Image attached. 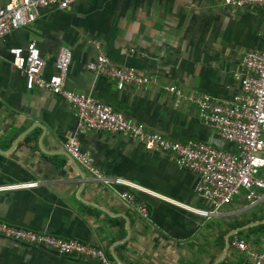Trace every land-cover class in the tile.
Instances as JSON below:
<instances>
[{"label": "crops", "instance_id": "obj_1", "mask_svg": "<svg viewBox=\"0 0 264 264\" xmlns=\"http://www.w3.org/2000/svg\"><path fill=\"white\" fill-rule=\"evenodd\" d=\"M262 28L258 8L218 0H79L64 10L39 9L30 25L0 38V221L96 246L109 264H250L233 242L264 247L259 206L239 195L212 210L194 190L198 176L169 155L116 133L78 131L73 109L60 97L24 88L9 50L33 40L47 77L64 45L71 52L64 88L109 104L145 131L233 151L197 118L191 102L165 87L183 96L230 98L239 91L242 55L261 49ZM98 51L153 83L116 90L85 68ZM72 135L104 175L152 192L134 191L147 218L120 198L128 187L93 180L68 156L63 143ZM27 182L34 185L16 186ZM0 264L98 262L0 236Z\"/></svg>", "mask_w": 264, "mask_h": 264}, {"label": "built area", "instance_id": "obj_2", "mask_svg": "<svg viewBox=\"0 0 264 264\" xmlns=\"http://www.w3.org/2000/svg\"><path fill=\"white\" fill-rule=\"evenodd\" d=\"M77 1L79 0H8L0 5V38L13 30L30 25L41 8L64 10ZM218 1L224 6L256 7L263 21L261 49L245 52L239 62L235 74L239 84L238 93L222 99L206 93L183 96L173 86H167L165 89L177 98L191 102L195 106L197 118L208 125L221 140L232 144L233 151L202 141L181 142L156 132L145 131L139 122L109 104L64 88L71 60V52L64 45L58 47L53 73L47 77L42 75L45 61L33 40L23 46L10 48L11 64L21 73L26 90H46L66 102L74 111L78 131L116 133L136 140L148 150L169 155L177 167L195 173L198 179L194 190L211 204L212 210L231 203L235 197L241 195L247 205H257L264 211V176L259 175V171L264 169V0ZM85 68L110 81L116 90L128 86L147 87L154 81L151 76L112 63L106 54L100 51L85 64ZM63 149L93 180L108 186L121 184L128 187L129 189L120 193V198L126 201L138 216L147 218L146 205L136 199L134 191L141 190L150 194L152 192L142 190L131 182L104 175L90 154L80 149L73 135L65 140ZM33 185L34 182H27L16 186ZM0 236L46 248L58 255L79 256L93 259L98 264H109L102 249L75 239L34 231L4 221H0ZM233 245L248 256L250 264H264V247L260 250H248L246 245L238 240L234 241Z\"/></svg>", "mask_w": 264, "mask_h": 264}]
</instances>
